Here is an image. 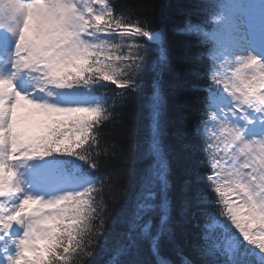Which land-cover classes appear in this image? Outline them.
Masks as SVG:
<instances>
[{"label": "snow or ice", "instance_id": "1", "mask_svg": "<svg viewBox=\"0 0 264 264\" xmlns=\"http://www.w3.org/2000/svg\"><path fill=\"white\" fill-rule=\"evenodd\" d=\"M210 19L225 21L216 13ZM219 34L203 32L209 42L216 41L214 58L223 51ZM5 36L15 42L0 63V264H69L81 246L77 237L94 219L99 229L105 223L106 213L97 212L93 196L101 178L87 171L98 168L96 126L111 115L108 98L96 90L105 88L104 82L125 92L139 89L144 40L159 45L153 65L159 77L167 66L166 28L153 32L145 24H126L113 15L108 0H0V43ZM230 62L240 65L234 79L213 77L229 95L214 103L200 149L211 162L207 181L216 199L209 202L218 206L222 219L216 223L226 242L221 246L205 235L198 251L213 257L206 264H264V57L239 56ZM165 103L157 79L149 104L146 157L151 164L140 178L132 216L118 209L114 217V223L128 226L119 234L126 237L125 254L135 245L136 230L150 235L152 221L145 217L157 210L154 255H160L161 235L171 239ZM98 238L99 230L90 242Z\"/></svg>", "mask_w": 264, "mask_h": 264}, {"label": "trees", "instance_id": "2", "mask_svg": "<svg viewBox=\"0 0 264 264\" xmlns=\"http://www.w3.org/2000/svg\"><path fill=\"white\" fill-rule=\"evenodd\" d=\"M219 0H113V15L126 24H145L149 30L158 32L166 28L163 48L166 50L167 66L158 77L153 70L159 52L152 43L145 45L144 64L136 78L138 90L125 92L111 82L105 88H97L96 94L108 98V119L101 120L97 138L100 146L98 171L101 176V193L96 199L98 213L104 215V226L99 229V220L94 219L82 236L78 253L70 264H105L120 244L126 243L125 223H114L118 209L125 217H131L140 192V178L151 164L146 157L149 151L151 118L150 98L154 84L159 79L165 99L163 144L168 153L170 166L168 197L171 212L168 224L172 229L171 239L161 235L158 241L160 255H154L151 240L157 234L160 223L159 210L149 213L152 221L150 236L144 239L140 230L134 234L135 245L124 253L122 264H206L210 257L200 255L198 248L203 237L211 235L217 241L219 229H215L219 217L218 206L210 203L216 199L207 176L212 173L211 162L200 151L203 126L206 121L205 86L208 83V55L210 42L200 36L208 14ZM212 14V13H210ZM170 17V19H169ZM189 23L195 30H189ZM119 93H123L121 98ZM122 170L130 175L124 176ZM159 202V197H157ZM185 202L187 205L185 206ZM99 230V238L91 237ZM90 249V252H86Z\"/></svg>", "mask_w": 264, "mask_h": 264}, {"label": "rangeland", "instance_id": "3", "mask_svg": "<svg viewBox=\"0 0 264 264\" xmlns=\"http://www.w3.org/2000/svg\"><path fill=\"white\" fill-rule=\"evenodd\" d=\"M241 18H237V19H234V21H238L239 22V32H237V34L240 36L239 39H243L244 36L247 34V31H246V28L244 27L243 25V21L240 20ZM15 38L14 37H11V36H5V39L3 40L2 43H0V63H2L3 59L6 58L7 54L10 52V49H11V46H12V43L14 42ZM151 42V41H149ZM246 40L244 42V46L245 48L247 49L246 47ZM156 48V46H155ZM232 54L230 55H227V59H229V61H225L224 62V65H228V67H234V71L233 73L232 72H229L228 73V79H234L235 76H236V68L237 67H240V65L238 63H231L230 60L231 59H234L235 57H239V56H243V57H247L245 54H241L239 53L238 50L234 51L233 52V49L231 50ZM230 53V52H228ZM247 54V52H246ZM123 65H121L122 67ZM245 75H248V76H251L252 73L251 71H245L244 72ZM150 142V141H149Z\"/></svg>", "mask_w": 264, "mask_h": 264}, {"label": "bare ground", "instance_id": "4", "mask_svg": "<svg viewBox=\"0 0 264 264\" xmlns=\"http://www.w3.org/2000/svg\"><path fill=\"white\" fill-rule=\"evenodd\" d=\"M216 11H217L216 9H212L210 13H215ZM210 13L208 15H210Z\"/></svg>", "mask_w": 264, "mask_h": 264}]
</instances>
